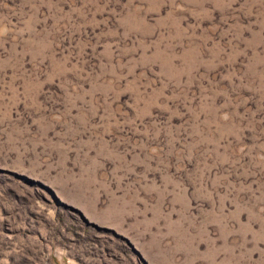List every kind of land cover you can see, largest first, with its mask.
<instances>
[{
  "label": "rangeland",
  "instance_id": "rangeland-1",
  "mask_svg": "<svg viewBox=\"0 0 264 264\" xmlns=\"http://www.w3.org/2000/svg\"><path fill=\"white\" fill-rule=\"evenodd\" d=\"M0 264H264V0H0Z\"/></svg>",
  "mask_w": 264,
  "mask_h": 264
}]
</instances>
